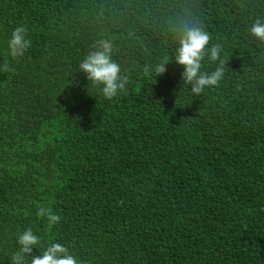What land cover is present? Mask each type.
<instances>
[{
  "label": "trees",
  "instance_id": "1",
  "mask_svg": "<svg viewBox=\"0 0 264 264\" xmlns=\"http://www.w3.org/2000/svg\"><path fill=\"white\" fill-rule=\"evenodd\" d=\"M257 19L264 0H0V65L12 69L0 73V264L29 227L83 264H264ZM185 24L224 62L199 95L175 62ZM19 25L32 45L13 59ZM100 39L129 80L112 99L79 71ZM166 58L164 75H144ZM218 64L205 56L201 71Z\"/></svg>",
  "mask_w": 264,
  "mask_h": 264
},
{
  "label": "clouds",
  "instance_id": "2",
  "mask_svg": "<svg viewBox=\"0 0 264 264\" xmlns=\"http://www.w3.org/2000/svg\"><path fill=\"white\" fill-rule=\"evenodd\" d=\"M178 47L175 50V62L183 66L182 80L191 85V92L199 95L206 87L218 85L224 75V62L220 60L221 47L213 44L208 47L210 35L201 27L185 24L180 30ZM250 34L264 42V22L257 19L250 28ZM32 40L28 36L27 25L16 26L8 40V54L17 59L23 57L31 47ZM95 50L90 51L79 63V71L83 72L93 86L100 87L106 99H112L126 90L129 83L127 75H121V68L112 59L113 44L108 39H100L93 45ZM205 56L212 62L219 61L218 66L211 73L202 72V61ZM167 58L155 66H145L144 75L155 77L166 73ZM12 69L7 61L0 65V73H9ZM38 217L46 218L49 224H56L60 216L54 214L50 208L39 207ZM18 250L11 256V264H83V261L63 244H44L40 237L32 230L26 228L17 235ZM43 248L37 255L33 254L36 246ZM30 258V259H29Z\"/></svg>",
  "mask_w": 264,
  "mask_h": 264
}]
</instances>
